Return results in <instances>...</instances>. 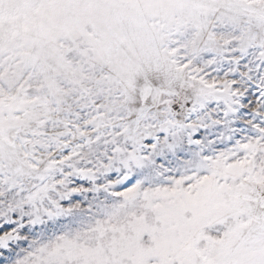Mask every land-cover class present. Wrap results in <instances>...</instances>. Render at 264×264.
Segmentation results:
<instances>
[{
	"label": "snow or ice",
	"instance_id": "6c2138e0",
	"mask_svg": "<svg viewBox=\"0 0 264 264\" xmlns=\"http://www.w3.org/2000/svg\"><path fill=\"white\" fill-rule=\"evenodd\" d=\"M0 264H264V0H0Z\"/></svg>",
	"mask_w": 264,
	"mask_h": 264
}]
</instances>
